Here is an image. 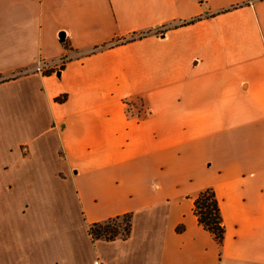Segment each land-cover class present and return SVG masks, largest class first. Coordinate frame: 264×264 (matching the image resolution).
<instances>
[{"label":"crops","instance_id":"1","mask_svg":"<svg viewBox=\"0 0 264 264\" xmlns=\"http://www.w3.org/2000/svg\"><path fill=\"white\" fill-rule=\"evenodd\" d=\"M0 264H264V0H0Z\"/></svg>","mask_w":264,"mask_h":264},{"label":"trees","instance_id":"2","mask_svg":"<svg viewBox=\"0 0 264 264\" xmlns=\"http://www.w3.org/2000/svg\"><path fill=\"white\" fill-rule=\"evenodd\" d=\"M66 95L55 98L56 101H64ZM193 212L197 217L199 224L208 230L215 240L221 244L224 236V224L220 213L219 203L212 187L200 190L193 200ZM120 217L126 219V223L121 230L119 224L112 222ZM130 230V213L109 218L103 222H95L89 225L88 232L93 238L112 239L115 236L125 237Z\"/></svg>","mask_w":264,"mask_h":264},{"label":"rangeland","instance_id":"3","mask_svg":"<svg viewBox=\"0 0 264 264\" xmlns=\"http://www.w3.org/2000/svg\"><path fill=\"white\" fill-rule=\"evenodd\" d=\"M128 104H129V106H128L129 111L134 113V114H135V111H136V112H138L137 115H141L140 114L141 110H144L140 106V102L138 100L137 101H135V100L128 101ZM112 222H115V223L119 224L120 227H121V230H123V227H124V225L126 223V219L124 217H120V218H118V219H116V220H114Z\"/></svg>","mask_w":264,"mask_h":264},{"label":"built area","instance_id":"4","mask_svg":"<svg viewBox=\"0 0 264 264\" xmlns=\"http://www.w3.org/2000/svg\"><path fill=\"white\" fill-rule=\"evenodd\" d=\"M51 63L45 60H39L37 64L35 65V69L37 71L46 72L52 69H55L54 66L50 65Z\"/></svg>","mask_w":264,"mask_h":264}]
</instances>
